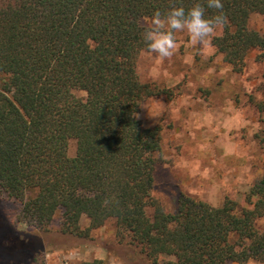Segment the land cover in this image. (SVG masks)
<instances>
[{
    "label": "trees",
    "instance_id": "1",
    "mask_svg": "<svg viewBox=\"0 0 264 264\" xmlns=\"http://www.w3.org/2000/svg\"><path fill=\"white\" fill-rule=\"evenodd\" d=\"M196 2L219 11L206 0H0V203L18 205V224L89 239L113 222L117 244L146 264L264 263V174L243 204L182 193L171 211L154 195L162 128L138 115L166 92L141 80L142 33L156 10ZM221 2L212 45L242 74L252 52L264 60L250 27L264 0ZM21 237L2 227L0 264H47L43 240Z\"/></svg>",
    "mask_w": 264,
    "mask_h": 264
},
{
    "label": "rangeland",
    "instance_id": "2",
    "mask_svg": "<svg viewBox=\"0 0 264 264\" xmlns=\"http://www.w3.org/2000/svg\"><path fill=\"white\" fill-rule=\"evenodd\" d=\"M250 27L264 34V16L253 15ZM219 34L218 29L214 36ZM176 38L171 59L161 61L148 51L138 64L141 80L166 92L146 101L138 115L144 126L162 128L164 162L154 195L171 211L182 193L214 206L226 198L243 204L250 186L264 174V114L256 107L264 101V60L252 52L245 72L237 74L212 40L192 45L186 31L177 32ZM75 150L72 142L71 156ZM17 213L18 205L0 203V231L7 224L21 238L39 236L47 264H146L132 249L117 244L113 222L93 231L89 239H75L35 232L16 222ZM82 225L88 226L86 218ZM260 226L264 229V219Z\"/></svg>",
    "mask_w": 264,
    "mask_h": 264
},
{
    "label": "clouds",
    "instance_id": "3",
    "mask_svg": "<svg viewBox=\"0 0 264 264\" xmlns=\"http://www.w3.org/2000/svg\"><path fill=\"white\" fill-rule=\"evenodd\" d=\"M206 5L208 9L219 11L209 17L200 2L188 10L183 6L172 7L164 13L156 10L142 33L147 50L161 61L171 59L177 49L176 33L182 31L189 34L192 45L210 44L214 33L226 22V17L221 0H206Z\"/></svg>",
    "mask_w": 264,
    "mask_h": 264
}]
</instances>
